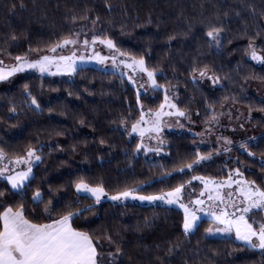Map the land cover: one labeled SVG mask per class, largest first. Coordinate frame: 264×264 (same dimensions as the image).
<instances>
[{"label": "trees", "instance_id": "1", "mask_svg": "<svg viewBox=\"0 0 264 264\" xmlns=\"http://www.w3.org/2000/svg\"><path fill=\"white\" fill-rule=\"evenodd\" d=\"M74 15L88 19L73 21ZM96 16L99 20L93 25ZM209 25L223 26L219 51L207 43ZM90 31L112 38L126 53L143 55L157 69L158 82L173 88L175 103L193 118L206 121L209 105L216 112L227 105L252 111L258 135L245 142L255 155L249 156L237 144L230 160L214 158L194 173L187 169L179 173L181 161L194 159V149L211 150L198 147V138L188 134L167 135L164 156L138 155L139 140L130 138L123 127L139 118L141 105L145 110L158 109L165 93L159 89L141 94L138 103L137 90L126 78L94 67H81L72 76L27 75L10 81V87L8 81L0 88V147L9 154H23L29 145H44L43 162L34 168L33 189L39 186L46 197L50 193V206H56L57 213L68 205L90 206L74 226L100 237L105 253L119 244L128 254L123 264H160L157 256L165 264H264L260 250H250L234 238L208 237L207 220L185 238L179 208L97 205L78 195L74 185L84 178L102 184L109 195L126 187L151 193L167 191L192 174L224 178L239 166L248 179L264 186V101L250 91L252 84L264 83V65L248 59L247 47L249 37L259 32L254 43L264 55V0H0V57L31 58L47 53L48 45L71 32ZM204 65L220 78L219 87L193 81V66ZM25 84L41 110L29 107ZM0 188L10 185L0 180ZM30 198L31 190L23 199L26 212L45 222L44 205L37 207ZM0 199L13 202L20 197L7 191ZM255 218L264 219V213ZM105 235L112 237V243ZM175 243L181 247L169 255L167 249Z\"/></svg>", "mask_w": 264, "mask_h": 264}, {"label": "snow or ice", "instance_id": "2", "mask_svg": "<svg viewBox=\"0 0 264 264\" xmlns=\"http://www.w3.org/2000/svg\"><path fill=\"white\" fill-rule=\"evenodd\" d=\"M77 19H88V16L77 17L74 15L72 17L73 21ZM98 20L99 16H96L91 23L95 25ZM222 31V25H209L206 30L207 43L217 51L223 47ZM184 34L186 35V33ZM258 35L259 32L249 37L247 47L252 60L264 62V55L258 54L256 49L259 46L254 43ZM173 38V36H169V40ZM97 42L106 46L111 54L105 56L95 51ZM78 44L83 45L82 51L91 50L92 54L90 56L77 55L76 46ZM69 45L72 46L70 54H62ZM47 47L48 52L38 55L36 58H29L27 54L16 55L14 58L16 63L8 66H5L3 60H0V81H5L26 69H34L40 74L66 73L71 75L77 71L78 61L95 60L100 64H105L110 60L114 69L119 70L123 65L124 68L131 69L133 72L141 73L146 76L145 84H149L154 91L163 89L165 93L164 102L159 105L158 109L145 110L141 105L139 118L134 119L131 124L129 135L136 133L141 140L136 146L137 151L143 149L146 152L159 153L163 150L160 146L163 143L160 133L167 123L164 117L175 115L191 119L190 115L168 95V87L158 82L157 69L150 67L143 55L136 56L122 51L107 35L93 32L90 39H81V32H71ZM191 71L194 74L198 72L200 78L208 76L214 84L220 79L218 76L209 74L207 65L193 66ZM120 74L123 76L125 73L121 71ZM128 79L134 84L136 83L133 76L129 75ZM192 79L195 81L196 75H193ZM24 89V95L29 100V107L41 110L40 103L32 92L28 91L27 84L24 85ZM137 102L139 103V89L137 90ZM49 110L51 111V109ZM11 111L15 113L16 108L13 107ZM209 113L210 115L205 121L208 134L211 133L214 125L219 124V117L223 115V113L216 112L211 105H209ZM121 123L125 124V118L121 117ZM146 135L148 140L157 142L155 147L144 143ZM217 140L220 147L207 152H201L199 148L194 149V159L190 162L181 161L177 171L185 173V169H187L194 173L195 168L199 167L202 162L212 160L214 153L219 155L221 152L232 151L233 141L231 138L218 136ZM101 142L103 143V141ZM44 147V145H29L23 154H9L0 147V180L10 185V188H0V197H4L7 191L20 197L19 200L13 202L0 199V264H117V262L123 264V257L128 254L122 250L119 244H116L114 251L105 253L104 246L98 243L100 237L94 236L80 226H74L77 219L91 211L90 206L80 209L68 205L57 213L56 206H50L52 205L51 194L49 193L46 197L39 186L33 189L32 182L36 178L33 168L43 162ZM239 148L249 156L255 155L249 149L248 142H240ZM236 160L239 164L238 157ZM261 164L264 165V160L261 161ZM261 179L264 182V177ZM193 180L200 181L203 185L198 196L192 195L196 191L192 187ZM74 185L78 195L91 196L96 203H99L107 195L102 184L93 185L84 178L76 180ZM29 190H31V203L37 207L44 205L45 222L43 223L39 222L38 215H31L30 218V214L25 210L23 199ZM186 196L187 200H185ZM108 198L112 201H125L131 198L132 200L161 201L168 205H178L183 209L182 229L185 238H188L200 227V221L203 216H206L209 227L205 229V233L208 236L223 235L225 239L234 237L235 241L241 242L250 250L259 249L260 254L264 256V219L257 220L255 218L264 213V186L257 183L256 180L248 179L239 166L230 169L227 176L220 179L192 174L190 178L181 180L167 191L147 193L141 187H126L116 191ZM105 239L112 243L110 235H105ZM180 247V243H175L167 249V253L171 255ZM156 259L160 261V264H165L163 257L157 256Z\"/></svg>", "mask_w": 264, "mask_h": 264}, {"label": "rangeland", "instance_id": "3", "mask_svg": "<svg viewBox=\"0 0 264 264\" xmlns=\"http://www.w3.org/2000/svg\"><path fill=\"white\" fill-rule=\"evenodd\" d=\"M92 32L93 31L88 32V34H81V39H84V38L90 39L91 35H93ZM70 49H72V46L71 45L67 46L63 50L62 54H64V55L70 54ZM76 49H77V55L83 54V55H89L90 56L92 54L91 50H89L87 52L82 51V49H83L82 44H78L76 46ZM95 51H97V52H99L105 56H109L111 54L110 50L106 46L100 44L99 42H97L95 45ZM258 54H260V53L258 52ZM38 55H43V54H36L35 56H33L31 58H36ZM121 58H123V57H121ZM248 59L250 61H252L257 66H263L264 65V62H260V61H256V60L251 59L250 50L248 51ZM0 60H3L5 66L16 63L15 59H6L3 57H0ZM77 63H78L77 69H79L81 67H94V68H97V69L105 71V72H114V73H117L119 75H121L120 73H121V71H123L125 73L123 75V77L128 80V82L130 83V85L132 87H134L136 90L139 89V95L148 94V93H151L153 91L152 87L149 84L144 83V80H146V76H144L143 74L138 73V72H133L131 69L124 68L123 65H121V68L119 70H116V69H114L110 60L108 62H106L105 64H100L98 61H95V60H89V61H85V62H79L78 61ZM53 71H55V69H53ZM209 74L213 75L211 72H209ZM27 75L59 77V76H72L73 74H71V75L66 74V73L65 74L57 73L56 75H51L48 73L40 74L39 72H37L34 69H26L23 72L16 73L14 76L10 77L9 79H7L5 81H0V88H4L3 86H5V84H7L8 81H9V87H10V81H12L13 79L22 78V77L27 76ZM129 75L133 76V78L136 80L135 84L131 80L128 79ZM194 75H196V77H197L195 82L200 83L204 86H207L210 88H217L220 86L219 81L214 84L208 76L200 78L198 72L195 73ZM141 85H143V87H141ZM250 91L252 93H254L255 95H257L259 99L264 101V83L252 84ZM168 95L171 96L172 99L174 100L175 95L173 93V88L168 89ZM174 102H175V100H174ZM166 109H167V106H166ZM218 113H223V115H221L219 117V124L214 125L210 134H208L205 120L196 119V118H193L191 116H190L191 117L190 120L187 119L186 117H177L175 115L164 117V120L167 123L163 127L162 132L160 133V136L163 140V143L160 146L162 147L163 150L159 153H155L152 151L146 152L143 149H141L140 151H137V154L145 156L147 158H158V157L164 156L166 154L165 147L167 146L165 137L169 134H178V135L188 134V135L195 136L196 138H198V145H197L198 147L210 148V149L221 146L217 140L218 136H227V137L231 138V140L233 141V147H234L237 144H240V142L248 141V140H250L249 138H255L256 135H258L256 128L252 124V119L255 116V114L252 111L246 110L243 108H233V107L227 105V106H225V108L221 112H218ZM240 125H243V127H240ZM130 128L131 127H128V126L123 127V129L125 131H127L128 135H129ZM197 134H201V135H197ZM129 137L132 139H138L139 143L141 142L140 137L136 133H132L131 135H129ZM144 143L149 144L151 147H155L157 142L155 140H148L147 135H146L144 138ZM232 156H233V154H231V152H229V153L221 152V154H219V155L214 153L213 159L223 157L227 160H230L232 158ZM202 163H204V162H202ZM34 168H35V166H34ZM34 168H33V172H34ZM192 187L196 189V191L193 192L192 195L198 196L200 194L201 189L203 188V185L201 184L200 181L193 180L192 181ZM187 190L188 189L186 188V191ZM106 194L107 195L104 198H102L99 203H96L97 205L102 204L104 202H111L114 204H137V205L155 206V207H176V208H179L180 210L183 211V209H181L178 205H175V204L168 205V204L161 202V201L148 202V201L132 200L131 198H129L128 200H125V201H112L108 198L111 195H109L108 193H106ZM81 196H84V195H81ZM88 197L94 199L91 196H88ZM187 198L188 197L186 196L185 200H187ZM203 220H207V217L203 216L200 223ZM208 237L224 238L223 235L208 236ZM257 250H259V249H257Z\"/></svg>", "mask_w": 264, "mask_h": 264}]
</instances>
